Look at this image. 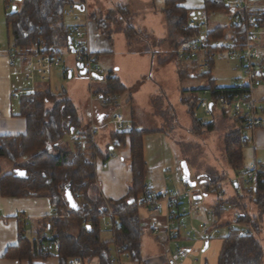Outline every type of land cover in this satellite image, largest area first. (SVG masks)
I'll list each match as a JSON object with an SVG mask.
<instances>
[{"label":"trees","instance_id":"trees-1","mask_svg":"<svg viewBox=\"0 0 264 264\" xmlns=\"http://www.w3.org/2000/svg\"><path fill=\"white\" fill-rule=\"evenodd\" d=\"M185 0H164L162 13L167 22L171 23L172 31L180 39L179 43L190 40L198 34L197 29H187L189 20L188 10L182 4ZM20 10L13 8L6 15V25L10 32L12 47L23 56H37L45 54L52 49L62 52L69 49L71 35L69 27L64 23L63 12L67 9H82L84 0L78 4L71 0H17ZM204 11L224 12L229 14L231 9L222 0H204ZM236 15H238L236 13ZM242 22L246 21L245 14L239 15ZM131 12L125 6H116L106 13V18L97 23L99 29H107L114 23L117 32L123 33L127 41L132 38L143 39L146 32L135 29L131 24ZM259 24L264 26V14L258 18ZM185 28V30H183ZM243 26L216 27L209 31L208 37L216 43L218 40L236 38L238 43L244 39ZM173 35V32H172ZM147 37V35H146ZM212 53L217 48L210 49ZM131 51V50H130ZM143 52L147 53V51ZM174 54V53H173ZM152 58L155 53H150ZM95 63L94 55L92 54ZM176 58V57H175ZM210 71L203 73L202 77L208 80L206 88L217 89L210 77L214 59H209ZM181 61L176 58V72L179 82L186 78V71L179 66ZM128 91L120 80L110 74L105 79V88L96 93L101 100L108 98L109 104L122 97ZM200 91V90H199ZM188 110L192 113L196 103L185 100ZM108 106V104H106ZM19 117L25 120V133L17 136L0 137V160L12 165L8 173L0 175V196L4 198H46L54 209L53 218L46 220L37 233L38 239L29 240L20 228V237L17 245L9 248L4 257L9 260L28 261L46 260L50 257L58 259L59 264H69L72 259H79L82 264L97 260L98 264H111L110 242L100 239V223L106 213L103 197L96 183L95 160L102 156L96 146L90 141L89 127L83 129V123L78 118L72 101L65 93L54 94L51 91H37L27 93L19 99ZM175 119V118H174ZM193 127L212 130L213 123L202 124L193 116ZM132 131L118 135L110 134V148L126 147L130 153L131 182L127 195L118 201L106 200L107 205L115 215L118 229L114 235L117 247L122 248L128 255V261L142 264L141 239L142 223L140 217V200L143 187L146 185L148 169L143 155V136L161 131L139 130L132 125ZM83 135V141H75L79 147L75 153L62 147L66 136ZM85 141L90 143V158L86 159L84 150ZM246 139L240 131H232L224 140V153L227 166L237 175L246 167L243 164L242 143ZM83 143V145H82ZM110 148L107 154H110ZM25 171V178L15 177L14 170ZM202 178H205L203 180ZM200 177L198 182L210 184L214 190L221 189L220 184L225 176L212 177L210 174ZM234 186V184H233ZM235 187V186H234ZM228 203L227 210L214 207V217L218 224L222 223L223 215L230 209H240L236 213L237 219L229 221L219 229L226 228V235L222 238V246L218 255L217 264H263V248L258 240L261 224L264 221V175L259 182L247 190V196L256 209V215H249L248 207L243 203L242 197L237 194ZM78 198V201L75 198ZM131 202V203H130ZM179 206L181 204H178ZM216 224V223H215ZM75 232H72L73 229ZM250 232V236L245 235ZM59 243L55 252H45L42 248L47 242L46 233Z\"/></svg>","mask_w":264,"mask_h":264},{"label":"rangeland","instance_id":"rangeland-1","mask_svg":"<svg viewBox=\"0 0 264 264\" xmlns=\"http://www.w3.org/2000/svg\"><path fill=\"white\" fill-rule=\"evenodd\" d=\"M16 1L17 0H7L10 4L8 13L12 8L20 10V3ZM147 2L149 5L150 1ZM11 3L13 5H11ZM108 4L109 2H106V6ZM147 4L144 3L141 7L148 8ZM162 6L163 0H154V13L148 11V9L136 10L138 13L134 16L132 24L136 28L145 30L147 37L145 35L143 39L132 38L130 42L127 41L128 45H126L122 35L117 33L112 34L113 54L106 58H101L98 64L94 63V69L97 70L98 73L96 76H100V80L95 78L89 80L87 76L81 75L74 58L71 55L67 56L69 49L64 48L62 49L63 57L60 60V66L52 70L48 81L42 82L36 76L34 63L32 61L30 62L27 74L32 75V80H25V82H23V87L20 90L21 92L19 91L22 93L19 99L22 95L27 94L24 92L29 89V85H32V82L34 84L36 83L35 86L38 87V91H51L54 94L65 93L66 97L70 99L75 106L78 118L83 122V129H85L88 122H90L89 114L91 112V100H95V98H93L95 94L93 93L102 92L105 88L104 79L109 76L110 72H117L120 75L119 78L122 84L129 90L122 97L118 98L119 105L106 120L107 124L110 123L114 114H120L127 120L131 119L133 115L135 125L139 127V130H163L168 140H164V138L157 139V137L154 136H148L147 138L143 137V151H146L148 160L155 165L161 163V167L167 166L165 168L167 171L162 170L164 173L163 175L160 174V170L159 172L153 171L154 175H159L157 182L160 185V189L167 191L179 190L177 192L186 190L181 183V163L185 162L191 181H196L197 184L199 183L198 180L200 177L202 178L208 174L214 178L216 176H225L224 180L221 182L220 188L226 199L235 195L234 186L232 183H229L233 180L235 175L227 166L224 153V140L227 134L232 131H240L242 136L249 141V143L247 142V146L243 149V164L245 167L250 166L254 160L264 165V144L259 145L255 142L253 145L252 132L225 118L220 110H217L211 116H207L202 109L199 108V102L202 99L199 90L205 89L208 84V80L202 77V74L207 73V71L200 70L198 67L200 60L181 62L179 66H182L187 74L186 78L182 82H179L176 72V55L173 49L180 39L176 35V32L174 33V31H172L173 35L170 33V29H172L170 22L167 26V39L165 37V39L160 37L159 31L163 29L161 20L164 18L163 15L156 10ZM89 8L91 11L93 6L90 5ZM100 8L102 9V13L108 12L105 6ZM69 10L74 14L82 16V13L77 11L76 8ZM220 14L215 15V17L213 14L210 15V20H217L216 22L219 25L229 27L231 20L225 16L224 13ZM67 19L68 20L65 19L66 22H69L72 18L67 17ZM107 22L111 24V27L107 29L103 28L102 31H116V28L119 27L110 21ZM137 23H140V25L137 26ZM261 35V44L264 45V33ZM9 44L11 47V39H9ZM127 47L131 50H129L130 54ZM13 50L15 51V49ZM142 50L147 51V56H141V53H144ZM151 52L155 53L153 58H151ZM259 53L261 56L263 55L264 47L259 49ZM210 77L216 88H228L236 85L241 79L238 60L231 57L227 51L221 55H217L214 58V65ZM129 97H131L132 101L127 102ZM255 98L260 106H264V85L260 90L255 92ZM19 99L15 101L17 105ZM185 100H188L190 103H196L193 111L195 118L202 124L213 123L214 127L212 130H208L205 127L192 128L194 119L191 115L192 113L188 110ZM98 101L100 100H96L97 103ZM98 105L100 106V104ZM106 107L112 108L113 106L108 105ZM131 109H133V113ZM109 127L111 128L109 125L102 130V132L105 131L109 133ZM260 130H264V127ZM75 141L77 140L75 139ZM75 141L74 135L73 137L66 136L62 143V147L75 153L76 148L79 147L75 144ZM86 144L84 148L86 151L85 156L86 159H89L91 151L89 148L90 143L86 142ZM110 144L111 140L107 136H104V138L100 140L97 148L102 152V156L108 151ZM118 151V148L115 149V154H117ZM149 179V177L146 178L147 184L151 183ZM202 179L205 180V178ZM202 183L203 184L196 185L195 189L202 188L205 181ZM239 186L240 190L237 194L243 198L242 201H244L243 203L248 207L249 215L254 216V213L256 215V209L247 196L248 188L241 182ZM213 200H215V194H206L204 198L206 203ZM234 211L238 213L240 209H235ZM232 218L233 221L237 219L230 210L223 215L220 225L224 226L226 223H229V221H232ZM145 220L146 219H143L142 216L141 254L143 257H148L153 254V249L154 251H157V249L154 247L156 244L155 239L152 238L153 236L150 234L148 224ZM106 221L109 223L108 219H102L100 223V229L102 227L101 237L105 240H109L110 235L107 231L108 229L103 225ZM215 223L220 227L217 220ZM188 225H190V221L187 216H184L180 226V245L188 251L186 263L217 264L221 240L226 235V228L219 229V234L211 237L208 247L204 249L205 242H202V240L192 241L187 239V230H184V226L188 227ZM193 225L196 231H200V219L194 218ZM189 230L191 229L189 228ZM75 231L76 229L74 228L72 232ZM27 236L31 241L34 238V234L27 233ZM258 240L262 245L264 253V221L261 224ZM143 259L146 261L145 258ZM124 261L125 260L122 259L121 264H123Z\"/></svg>","mask_w":264,"mask_h":264},{"label":"built area","instance_id":"built-area-1","mask_svg":"<svg viewBox=\"0 0 264 264\" xmlns=\"http://www.w3.org/2000/svg\"><path fill=\"white\" fill-rule=\"evenodd\" d=\"M222 2L231 9V23L235 27L243 26V41L238 43L236 38H233L218 40L214 43L208 37L210 30L208 20L204 15L199 22L188 21L186 28L197 29L198 34L193 39L180 42L175 50V55L181 62L200 60L199 69L207 72L211 69L209 59H214L217 55H221L226 51L231 57L237 59L241 71L240 82L232 87L221 88L220 90L201 89L200 95L202 99L199 102V108L207 116H211L217 110H220L225 118L253 132L264 127V106H260L255 98V92L264 85V53L262 56L259 53V49L263 46L261 44V34L264 33V26L258 22V18L264 14V10L256 9L252 4L254 0H222ZM11 5L13 4L11 3ZM6 9L7 11L10 9V4L7 5ZM81 13L82 16L74 14L67 9L64 10L63 16L66 18L70 17L74 21L69 26L71 34L69 51H71L77 66H81L82 70L85 71L84 76L92 80L98 73L94 69L92 52L87 43L84 42L88 31V16L84 10ZM240 14H245L247 17L244 23L239 16ZM211 48H217L218 52L216 54L212 53ZM62 57V52L52 49L45 54L30 56L29 59L34 63L36 76L41 81H48L52 70L60 66ZM13 65L14 62L10 61L9 66L12 67ZM25 80L31 81L32 75L26 74ZM94 98L95 100H100L105 106L106 104L112 105L109 104L110 100L108 98L102 100L95 96ZM193 116L195 117V114ZM109 125L111 126L110 133L115 135L128 133L133 129L122 115L114 114L108 124L107 122L104 124H97L95 121L90 122L89 133L91 141L93 142L99 131ZM83 139V135L76 136V140L79 142L83 141ZM247 142L249 143L247 140L243 142L241 147L245 148ZM101 167L106 169L107 164L103 163ZM261 175H264V169L259 163L254 161L250 166L235 175L230 182L234 184L236 191L239 192L240 182L247 188L254 187L259 182ZM212 190H214V187L208 183L198 189L186 187L185 191L179 193L172 191L156 193L148 185L143 187L140 207L146 210L153 233L157 236L162 233L160 238L165 249L166 264H186L188 251L180 245L182 217L187 216L193 222L194 216L199 215L200 212L204 216L200 231H196L193 227L190 228L191 230L184 227V230H187L186 237L189 240H202V242L206 243L211 237L219 234V228L215 224L214 212L212 209H205L200 202V199L206 195L205 193ZM196 196L200 197L199 200L195 199ZM75 200L78 201V198L76 197ZM104 202L107 211L103 219L109 220V223L104 226L110 227L113 242L110 247V262L111 264H121V260L128 259V255L123 252L122 248L117 247L114 242V235L118 226L115 222L113 211L107 205L106 200ZM178 204L181 205L179 206ZM214 205L220 210L228 209V203L221 189L215 191ZM160 218H163V221H160ZM245 235L249 237L250 232L245 231ZM45 238L47 242L43 244V250L45 252L57 251L59 243L51 237L45 236ZM69 264H82V262L75 258L70 260Z\"/></svg>","mask_w":264,"mask_h":264},{"label":"crops","instance_id":"crops-1","mask_svg":"<svg viewBox=\"0 0 264 264\" xmlns=\"http://www.w3.org/2000/svg\"><path fill=\"white\" fill-rule=\"evenodd\" d=\"M71 1H73V3L75 4H78V0H71ZM147 1H150L149 5L147 4L148 3ZM106 2H109L107 6H106ZM144 3L148 5V8L141 7V5ZM252 4L256 9L264 10V0H254ZM7 5H8L7 0H0V137L1 136H17V135H21L25 133V129H26L25 120L19 117V112H20L19 103L17 105L15 101H17L19 99V96L22 94L20 93L21 92L20 90L23 87V82H25V76L27 74V70H28V67L31 61L29 57L27 56L25 57L21 55L17 50L14 51L12 46L10 47L9 39H11V36L7 28L6 22H5L6 15L8 13L6 9ZM90 5L93 6L91 11L89 8ZM120 5L127 7L129 11L131 12L130 24L132 26H133L132 24L133 18L138 13L136 10L148 9V11L152 13H154V10H155L154 0H109V1L108 0H84V5L82 9L77 8V11H79L80 13L84 10L88 16V24H87L88 31L86 33L84 42L87 43L92 54L94 55L96 64H98L101 58L103 57L106 58L107 56H110L113 54L114 47H113V39H112L113 35L112 34L117 33V34L122 35V37L124 38L126 42V45H128L125 35L123 33L117 32L115 30L111 32H105V30L102 31V29H99L97 26V23L99 21H102L106 18V12L102 13L101 12L102 9L100 7L105 6L106 9H108L107 11H111L114 7L120 6ZM163 5H164V0H163ZM182 6L188 10V16H189L188 21L192 20V21L198 22L205 15L208 20L209 30L214 29L216 27H223L222 25H219L216 22L217 20L215 21L210 20L209 16L213 14V16L215 17V15H219L220 13H224V12L217 11V12H212L210 14H207L204 11V0H185ZM162 8L163 6L156 10L159 13H161L164 18L161 20L163 29L159 31V35L160 37H163V38L165 37L167 39L168 22L167 20H165V16L162 13ZM224 14L225 16L229 18V14H226V13ZM64 18L66 20L69 19V18L67 19L66 17ZM65 19H64V23L67 26H70L74 23L72 19L69 22H66ZM139 25L140 23H137V26ZM134 28L143 30V29L136 28V27ZM170 33L172 34V29H170ZM263 47L264 45L261 47V49ZM127 50L130 54V51H129L130 49H128V47H127ZM67 53H68L67 56L71 55V51H68ZM141 56H147L146 52L141 53ZM10 61L14 62V65L12 67L9 66ZM17 62H18V65H17ZM110 74H113V76L118 78L121 82V79L119 78L120 75L117 72L116 73L110 72L109 75ZM96 79L100 80L101 78L100 76H97ZM42 82H45V81H42ZM103 82L105 84V79ZM33 84L34 83L32 82V85H29V89L25 91L24 93L37 92L38 87L35 86L36 83L34 85ZM123 86L127 88L125 85ZM93 94H96V93H93ZM128 101H132L131 97L128 98L127 102ZM94 102H96V100H91L92 105L90 104L91 112L89 115H90V122L95 121L97 124L106 123L107 122L106 120L111 116V113H113L119 105L118 99L115 101V104L111 105L113 106L112 108L106 107L105 105H103L101 101H98V103L97 102L94 103ZM98 104H100L101 107ZM131 112L133 113V109H131ZM123 118L131 126L133 125L137 129L139 128L135 125L133 115H132V118L128 120L124 116ZM90 122H88V125H87L88 127H89ZM140 130H145V129H140ZM146 131H151V132L161 131V132L146 134L145 136H143L144 138H147L148 136H154V137H157V139L164 138V140L165 139L168 140L167 135H165L162 129L161 130H146ZM110 134H111L110 131L109 133L105 131L102 132V130L99 131L93 140L96 148H97V145H99L100 140L103 139L104 136H107L110 139ZM86 142L87 141H85L84 143L86 144ZM255 142H257L259 145L264 144V130L258 129L252 132L253 145L255 144ZM118 149H119L118 153L115 154L114 152L115 150H111L110 148L111 153L110 154H107V152L105 153V156L107 155L106 160L105 159L102 160L101 157H97L95 160L96 183H97L101 196L103 197L104 200H107V201L109 200L118 201V200L123 199L128 193L130 182H131L130 153H129L128 144L126 147H123V148L121 147ZM97 150L102 155V152L98 148ZM143 155H144L145 164L148 169V174L146 178L149 177L150 178L149 180H151V183L147 184L146 182V185H148L151 188V190L156 193L161 192V191H167V190L160 189V185L157 182L159 175L153 174V171L159 172L160 170V174L163 175L164 173L162 172V170H166L165 168L167 166L161 167L162 165L161 163H158L157 165L152 164V162L148 160L146 151L145 152L143 151ZM2 162H5V163H2ZM103 163L107 164L106 169H102L101 165ZM258 163L264 169V165L261 164L260 162ZM11 169H12L11 164L7 163L6 161L0 160V175L10 172ZM181 183L183 184L182 178H181ZM200 184H203V183L200 182L196 185H200ZM186 187L187 186L184 185L185 189ZM220 187H221V183H220ZM234 190H235V195H236L237 191L235 187H234ZM177 191H172V192L179 193ZM234 196H230L226 198V201L229 202L232 198H234ZM205 197L206 195H204L200 199L201 204L204 206L205 209L208 208V209L214 210L215 200L209 203H206V201H204ZM196 198H198L196 200H199L200 197L196 196ZM235 209L236 208L230 209L233 212V215H235L234 213H237L236 211H234ZM201 213L202 212H200L199 215L194 216L195 219L196 218L200 219V224L204 220V216ZM53 215H54V209L51 207L48 199L46 198H32V197L4 198L0 196V264H30L28 261H25V260L17 261V260L6 259L4 255L9 248L15 247L17 245L18 238L20 237L21 227L23 229L22 233H24L27 238H28L27 233H30L32 235L34 234L33 236L34 238L32 239L34 241L38 239L37 233L40 229V226L46 220H50L51 218H53ZM142 216H143V219H146L145 221L148 224L149 232L153 236L152 238L155 239L156 246L154 245V247L155 249H157V251H154L153 249V254L148 257H143L141 254L142 264H149V263L150 264H164V263L166 264L165 249H164L162 240L160 238L162 236V233L158 234V236L153 233L151 225H150V220L146 213V210L140 208V217L142 218ZM182 218H181V222H182ZM161 220L163 221V218H160V221ZM107 223L108 221H106L103 225ZM191 227L195 228L192 221H190V225H188V227H185V228L189 229ZM105 228L108 229L107 231L109 232L110 238L109 240H105L101 237L102 235L101 234L102 227H101L100 239L103 242H110L112 240V235H111L112 233H111L110 227L106 226ZM45 235L48 237H51V234L48 232ZM209 243H210V240L205 243L204 249L208 247ZM222 243L223 241L221 240V246H222ZM221 246H220V249H221ZM141 248H142V239H141ZM143 258H145L146 261H144ZM124 260L125 261L123 264H134L128 261V259H124ZM32 264H59V262L57 258L50 257L46 260H41V259L33 260ZM83 264H98V261L91 260ZM186 264H188V262Z\"/></svg>","mask_w":264,"mask_h":264},{"label":"water","instance_id":"water-1","mask_svg":"<svg viewBox=\"0 0 264 264\" xmlns=\"http://www.w3.org/2000/svg\"><path fill=\"white\" fill-rule=\"evenodd\" d=\"M13 11H14V8H13ZM77 67L80 70V74L85 75V71L82 70V67L81 66H77ZM94 77H95V79L97 78V76H94ZM181 170H182V182H183V184L189 188H194L196 186L197 182L191 181L190 174H189V171H188V168H187V165L185 162L181 163ZM14 175L17 178L24 179L25 178V171L19 170V169L14 170ZM195 199H198V198H195ZM206 246H207V244H206Z\"/></svg>","mask_w":264,"mask_h":264},{"label":"bare ground","instance_id":"bare-ground-1","mask_svg":"<svg viewBox=\"0 0 264 264\" xmlns=\"http://www.w3.org/2000/svg\"><path fill=\"white\" fill-rule=\"evenodd\" d=\"M141 208V207H140ZM142 209V208H141Z\"/></svg>","mask_w":264,"mask_h":264}]
</instances>
